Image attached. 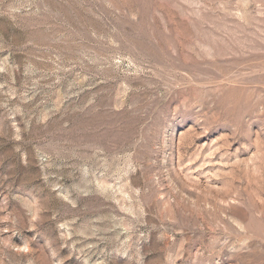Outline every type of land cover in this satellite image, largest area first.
<instances>
[{
	"label": "rangeland",
	"instance_id": "rangeland-1",
	"mask_svg": "<svg viewBox=\"0 0 264 264\" xmlns=\"http://www.w3.org/2000/svg\"><path fill=\"white\" fill-rule=\"evenodd\" d=\"M0 264H264V0H0Z\"/></svg>",
	"mask_w": 264,
	"mask_h": 264
}]
</instances>
